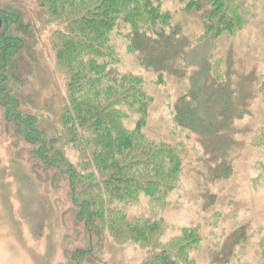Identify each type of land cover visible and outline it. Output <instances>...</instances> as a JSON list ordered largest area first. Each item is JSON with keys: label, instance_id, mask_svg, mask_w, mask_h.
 Returning <instances> with one entry per match:
<instances>
[{"label": "rangeland", "instance_id": "rangeland-1", "mask_svg": "<svg viewBox=\"0 0 264 264\" xmlns=\"http://www.w3.org/2000/svg\"><path fill=\"white\" fill-rule=\"evenodd\" d=\"M34 1L5 0L21 4L34 21L35 38L21 58L31 71L20 88L26 98L21 110L48 125L56 123L66 100L67 70L54 66L49 44L56 28L36 11ZM188 1L160 0L159 5L192 50L203 44L202 13L210 9L203 5L199 12L185 10ZM232 1L236 29L221 32L205 47L209 81L226 87L220 91L224 99L212 100L209 124L203 127L183 128L177 114L179 101L189 102L203 80L198 78L201 50L186 69L179 63L177 74L159 76L128 50L127 30L110 35L119 61L115 71L141 79L150 100L138 132L148 141L175 148L180 158L173 188L153 197L140 193L132 203L111 208L147 225L161 222V243L195 232L199 240L187 248L190 264H264V0ZM225 102L231 111L219 124ZM193 108L199 116V104ZM139 119L128 112L120 125L133 130ZM34 150L0 109V264H142L154 248L127 234L117 242L99 222L90 231L72 203L68 178L46 168Z\"/></svg>", "mask_w": 264, "mask_h": 264}, {"label": "trees", "instance_id": "trees-1", "mask_svg": "<svg viewBox=\"0 0 264 264\" xmlns=\"http://www.w3.org/2000/svg\"><path fill=\"white\" fill-rule=\"evenodd\" d=\"M232 2H187L185 10L199 12L203 5L210 9L202 13L205 28L199 42L203 44L191 50V43L180 38L179 27H173L172 16L161 11L160 0H35L36 11L56 28L49 44L54 66L67 70L60 117L46 125L21 110L25 95L20 94V88L25 87L24 80L31 72L21 58L35 36L34 21L21 4L0 0V109L6 122L21 128L39 162L68 178L72 203L80 209L90 231L99 228V222L110 229L117 242L125 241L123 235L127 234L154 248L142 264H190L187 248L199 238L191 232L161 243V222L147 225L111 208L114 203H132L140 193L153 197L173 188L180 158L175 148L148 141L138 132L150 100L141 79L115 71L119 61L110 35L127 30L128 50L138 55L142 67L159 76L177 74L179 63L186 69L201 50L198 78L203 80L196 84L189 102L179 101L177 114L181 127H203L209 124L212 100L216 96L224 99L220 91L226 87L209 81L205 47L221 32L236 29ZM207 84L211 87H205ZM197 103L200 115L196 117L193 107ZM227 111H231L228 103L218 112L219 124L227 120ZM128 112L140 118L133 130L120 125Z\"/></svg>", "mask_w": 264, "mask_h": 264}]
</instances>
